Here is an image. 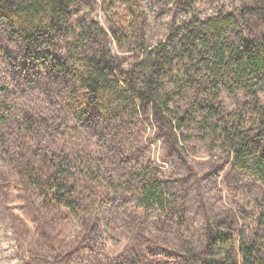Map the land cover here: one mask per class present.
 <instances>
[{
  "label": "trees",
  "instance_id": "16d2710c",
  "mask_svg": "<svg viewBox=\"0 0 264 264\" xmlns=\"http://www.w3.org/2000/svg\"><path fill=\"white\" fill-rule=\"evenodd\" d=\"M97 4L107 27L86 17ZM244 12L190 16L150 45L141 0H0V182L37 228L75 219L76 252L123 241L97 264H264V37L248 38ZM147 113L173 146L224 155L256 195L196 228L147 156Z\"/></svg>",
  "mask_w": 264,
  "mask_h": 264
},
{
  "label": "rangeland",
  "instance_id": "374dc122",
  "mask_svg": "<svg viewBox=\"0 0 264 264\" xmlns=\"http://www.w3.org/2000/svg\"><path fill=\"white\" fill-rule=\"evenodd\" d=\"M141 5L148 18L150 45L167 38L174 24H180L190 16L208 19L224 11H245L248 38L259 40L264 37V0H185L178 5L175 0H141ZM86 17L107 27L100 4ZM4 36L0 34V39ZM10 46L3 44L8 52H11ZM112 49L115 50V47L112 46ZM120 57L126 61L131 59L127 53L120 54ZM261 97L264 99V94ZM226 104L234 106L233 99L227 98ZM137 122H142L139 131L143 125L146 126L143 141L147 140V156L163 177L171 182V192L180 196L181 203L191 212L192 224L196 228L204 221L205 214L215 218L224 209H234L237 202H242V193L247 200L252 194L256 195L255 185L250 179L230 171L224 155L216 153L209 156L205 151L206 145L191 140L184 145L185 149L181 146L178 149L165 138V133L159 131L157 121L150 113ZM138 132L134 130L133 135H136L135 142L140 143L142 135L139 136ZM99 154L106 156L105 153ZM2 164L0 161V180L3 179ZM0 186L4 187L0 189V264H97L103 258L118 255L122 249L123 241H119L116 235H95L84 243L91 245L92 252H76L81 235L80 224L75 219L56 225L50 231L37 228L32 211L20 199L19 193L9 190L6 183L0 182ZM62 238L66 246L54 251L51 243L54 241L56 244ZM71 250L74 254L66 256L64 251Z\"/></svg>",
  "mask_w": 264,
  "mask_h": 264
}]
</instances>
